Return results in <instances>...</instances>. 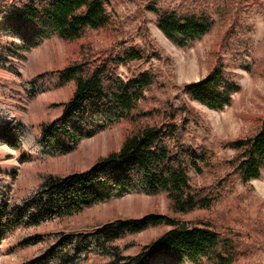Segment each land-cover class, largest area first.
I'll list each match as a JSON object with an SVG mask.
<instances>
[{
  "label": "trees",
  "instance_id": "trees-1",
  "mask_svg": "<svg viewBox=\"0 0 264 264\" xmlns=\"http://www.w3.org/2000/svg\"><path fill=\"white\" fill-rule=\"evenodd\" d=\"M107 4L108 0H0V67H10V55L29 52L54 35L75 41L89 30L108 27L112 18ZM158 4L150 0L146 7L157 15L160 30L170 38L181 37V44L202 38L214 24L212 14L205 10L159 8ZM230 30L226 36H235L236 27ZM144 58L147 56L138 46L118 47L57 70L61 83L73 82L74 92L62 104L60 117L44 123L39 136L31 141L29 127L0 103V141L15 150L29 143L30 150L43 156L74 151L86 136L93 134L94 125L130 120L134 126L118 150L100 157L91 168L64 176L49 175L18 202L11 201L7 184L0 180V245L20 228L79 213L136 189L149 195L165 193L173 213L179 217L150 212L140 218L118 217L70 231L60 230L52 234L53 241L45 250L21 264H81L89 256L103 258L101 264L238 261L241 253L235 236L210 222H190L180 216L209 209L215 191L225 188L235 175L243 182L261 178L264 116L254 133L228 142L235 151L229 161L232 171L214 185L215 189L196 192L191 172L201 173L210 156L185 142L191 116L182 118V114L191 112L189 104L185 102L182 108H173L169 113L158 108L143 109L142 102L155 83V74L145 70L127 79L119 76L121 67ZM226 68L217 61L205 77L185 84L186 95L211 109L231 106L241 85L237 75ZM27 89L32 94L35 91L32 84ZM156 116H162L164 121ZM162 225L169 229L141 246L136 254L125 252L132 245L124 242L128 236ZM39 239L28 238L21 245Z\"/></svg>",
  "mask_w": 264,
  "mask_h": 264
},
{
  "label": "rangeland",
  "instance_id": "rangeland-1",
  "mask_svg": "<svg viewBox=\"0 0 264 264\" xmlns=\"http://www.w3.org/2000/svg\"><path fill=\"white\" fill-rule=\"evenodd\" d=\"M149 1L108 0L112 18L108 27L89 30L75 41L54 35L29 52L10 55V67H0V103L29 127L31 141L39 136L44 123L60 117L62 104L74 92L73 82L61 83L57 70L84 58L111 53L118 47L138 46L147 59L121 67L119 76L127 79L145 70L155 74V83L142 102L143 109L158 108L169 113L173 108H182L185 102L189 104L191 112L182 114V118L191 116L185 142L202 148L210 156L201 173L191 172V185L196 192L215 189L214 185L232 171L229 161L235 151L228 142L254 133L264 116V0H157L159 8L205 10L212 14L211 30L191 44H181V37L170 38L160 30L157 15L146 7ZM233 25L237 30L235 36L227 37ZM217 61L236 74L241 85L233 104L222 110L191 100L184 91L185 84L205 77ZM31 84L33 94L27 89ZM156 117L164 121L162 116ZM133 127L130 120L94 125L93 134L86 136L74 151L59 155H40L30 150L29 143L15 150L0 141V180L7 184L11 201L18 202L49 175L64 176L91 168L100 157L118 150ZM150 212L175 215L165 193L149 195L136 189L79 213L20 228L0 245V264H21L32 259L52 243L54 232L118 217L140 218ZM180 217L190 222H210L235 236L241 254L234 264H264V171L261 178L249 182L236 175L231 177L225 188L215 191L209 209ZM167 229L163 225L151 226L128 236L124 242L132 245L125 252L136 254L141 246ZM28 238L40 239L21 245ZM102 262L103 258L89 256L81 264Z\"/></svg>",
  "mask_w": 264,
  "mask_h": 264
}]
</instances>
